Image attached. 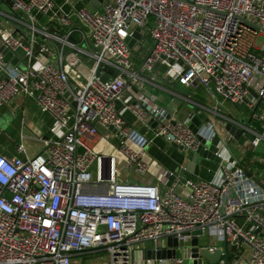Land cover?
<instances>
[{"label": "built area", "instance_id": "2783aa9c", "mask_svg": "<svg viewBox=\"0 0 264 264\" xmlns=\"http://www.w3.org/2000/svg\"><path fill=\"white\" fill-rule=\"evenodd\" d=\"M243 20L264 31V0H0V106L24 95L52 119L44 151L0 153V264H78L99 252L110 264H186L204 236L264 264V186L223 154L212 122L192 126L226 113L224 126L249 133L252 149L264 144V33ZM165 85L193 109L187 120L145 96ZM199 89L209 106L193 101ZM101 140L110 154L95 150ZM159 140L211 163V179L179 166L137 180L150 175L147 150ZM119 163L133 179L120 181Z\"/></svg>", "mask_w": 264, "mask_h": 264}, {"label": "crops", "instance_id": "0c3cea01", "mask_svg": "<svg viewBox=\"0 0 264 264\" xmlns=\"http://www.w3.org/2000/svg\"><path fill=\"white\" fill-rule=\"evenodd\" d=\"M56 3L61 4L63 0H55ZM2 8V7H1ZM10 58V54H6V59ZM145 96L150 99V95L156 97L155 104L164 110L167 109L168 105L171 103V100L174 98L172 93L176 92L175 89H172V86H163L162 88H149L147 89ZM202 93V92H201ZM194 95V94H193ZM193 101L198 102L204 106H207L201 98L203 95L194 96ZM183 106H176L174 113L171 114L177 120H187L188 117L193 115V109L189 104L182 103ZM260 108H258L259 111ZM167 111V110H166ZM228 112L236 119L245 123L248 126L249 116L245 114L244 117H239L235 109H229ZM170 114V113H169ZM211 115V114H210ZM228 114L224 113L222 117H214V120H210L208 117L197 116L192 121V126L194 129H197L200 125L206 124L208 121L212 122L215 126H219V135L217 133V141L221 140L222 146L221 151L225 155H230L234 159L240 160V164L246 170H248L251 174L254 175L258 179V181L264 186V182H261L257 171L254 168V162L251 160L253 155H249L245 153L243 146H247L248 137L249 139L252 137L249 133L246 136L241 134L238 141H236L233 137L229 136L228 133L224 130V116ZM127 120L132 121V117L130 114L125 115ZM52 125V119L50 116L43 114L36 101L28 96L18 95L14 97L7 105L0 106V153L7 157H16L19 156L17 152V147L23 146L25 150V156L32 157L38 154L41 151L46 149L45 144L42 140L47 138L49 133V129ZM256 132L261 133L263 131L262 122H251ZM136 127H139L138 124H135ZM248 136V137H247ZM245 140L247 142H245ZM217 141H215L209 149V151L214 150ZM108 142L105 140H101L97 142L95 146V150L99 153L110 154L106 147ZM156 147H150L147 150L148 160H151L150 166V175L146 177H137V180L144 181L149 184L155 183L154 175H161L166 171H175L179 166L186 169V176L192 178H200L204 180H210L212 174L211 170L214 169L213 165L207 161H199L195 162L194 159H190V155L185 152H182L170 145H167L163 141H157ZM205 148H207L205 146ZM247 148V147H246ZM249 151L253 149L248 148ZM112 155H116L115 152ZM245 155V156H244ZM251 165V166H250ZM121 179V178H120ZM91 192H94L95 189H89ZM240 224L243 221H238ZM206 237V238H205ZM202 238L198 241L199 248H210L215 247L217 249H222V256L217 262H210L207 259L197 257L196 259L187 260L186 264H220L221 260H225L227 264H246L247 263V252L242 251L240 249H236L235 247L223 249L224 245L219 244L212 238L208 236H204V241H201ZM166 245V242H165ZM155 247H161L160 243H155ZM164 246V245H163ZM93 254V253H92ZM88 255V254H84ZM137 259L141 258V254H137ZM147 256H150L148 254ZM76 263L81 260H78V257L75 259ZM137 261V260H136ZM107 264H110L109 261ZM136 264H142L140 262H136Z\"/></svg>", "mask_w": 264, "mask_h": 264}, {"label": "rangeland", "instance_id": "374dc122", "mask_svg": "<svg viewBox=\"0 0 264 264\" xmlns=\"http://www.w3.org/2000/svg\"><path fill=\"white\" fill-rule=\"evenodd\" d=\"M149 41L150 40L148 39V37H144L143 43L141 44V50L139 52V57L142 58L143 56H145L147 54L148 49H149V46H150V42ZM262 41H263V39L262 38H259L258 41H257V44L260 45L262 43ZM162 69L163 68H161V70ZM201 94L203 95V97L201 99L205 103H207V105L209 106L211 104L210 98L206 96V92L204 91V89L196 90L195 93H194V95H192V98H195L194 96H196V95L199 96ZM207 116H208V118L210 120H214V117L212 115L207 114ZM215 129H216V132L219 135V126L216 125L215 126ZM249 137H248V140H249ZM250 140H251V138H250ZM245 142H247V141L245 140ZM246 144H247V146H246L247 148L243 146L244 150H246L245 153L248 154V156L249 155L250 156L253 155L251 160L254 163L251 164V165H254V168L257 171V174L259 176L260 181L261 182H264V144L260 145L256 149H253L252 151H249V149H248V148H251L252 149V147H250V145H248V143H246ZM211 145H212V143L209 142V143L206 144V147L207 148H210ZM117 169L119 170V173H120V176L119 177L121 178L120 179L121 182H125L127 176L129 178L133 179L132 176H129L127 173H123L121 171V165H120V163L118 164V168ZM201 241H204V237H203V239H201ZM159 243L162 245L161 242H159ZM80 258H81V260L78 261L79 262L78 264H107L108 261H109L108 255L106 253H104V252H99V253H93V254L78 256V260Z\"/></svg>", "mask_w": 264, "mask_h": 264}, {"label": "water", "instance_id": "95a60500", "mask_svg": "<svg viewBox=\"0 0 264 264\" xmlns=\"http://www.w3.org/2000/svg\"><path fill=\"white\" fill-rule=\"evenodd\" d=\"M94 9H98V4L95 3V2H92L90 4ZM243 22H245L246 24H248L252 29H256V30H259L261 32L264 33L263 30H261L258 26H256L255 24L253 23H250L248 21H245L243 20ZM139 30L137 29V32ZM139 38V37H138ZM127 42H129V40H127ZM134 44V41H131L129 42V46L132 47V45ZM112 74V70H107V74L106 75H100V72L98 71L97 72V76L100 77V80L102 82H105L108 78L109 75ZM176 106H180V108L183 106V104L181 103V101L177 98H173L171 100V103L168 105L167 107V112L170 113V114H173L174 113V110L176 109L175 107ZM224 130L226 131V133H228L229 136L233 137L236 141L239 140L241 134H242V130L236 126H233L231 124H227L226 126H224ZM143 132V130H141V133ZM190 159H194V161L196 162H199L197 157L194 156V155H190ZM248 176H250L248 174ZM168 245L171 246V247H177V242L174 241V240H169L168 241ZM192 258L196 259L197 257H200V258H204V259H207L208 261L210 262H217L219 261V259L221 258L222 256V249H217L214 253H210L208 251V249H205V248H199L198 246V241L197 240H194L192 242ZM226 246L223 247L224 250H226ZM175 254L174 251H163L159 254V257H166V258H170L171 256H173Z\"/></svg>", "mask_w": 264, "mask_h": 264}]
</instances>
